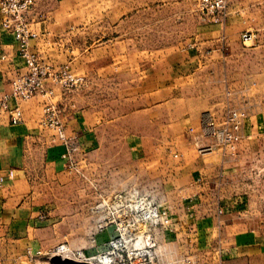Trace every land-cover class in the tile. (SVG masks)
I'll return each instance as SVG.
<instances>
[{"label": "rangeland", "instance_id": "obj_1", "mask_svg": "<svg viewBox=\"0 0 264 264\" xmlns=\"http://www.w3.org/2000/svg\"><path fill=\"white\" fill-rule=\"evenodd\" d=\"M229 4L217 20V13H209L213 1L204 0H35L28 16L38 32L33 53L80 78L55 87L56 96L67 98L63 104L49 100L67 135L76 136L77 149L64 158L65 143L42 122L35 140L16 149L24 159L13 165L12 186L45 208L28 221L0 227V264H99L93 257L103 254L111 264H130L128 252L145 231L158 237L157 264H191L185 258L196 254V264L213 263L212 236L204 243L188 241L197 229L176 230L163 208L168 224L140 226L129 206L135 195L158 206L183 196L184 172L174 153L181 155L190 139L176 125L186 112L215 113L223 102L226 116L239 109L247 113L245 124L251 113L264 121V36L247 30L256 39L246 43V31L217 36ZM217 43L225 56L218 66ZM167 100L172 102L166 106ZM70 102L77 111L88 109V120L85 114L73 119L69 106L64 110ZM166 114L175 123L167 131ZM90 122L93 142L87 147ZM254 146L252 154L260 159L254 171L262 173L264 135ZM123 235L126 242L114 249L112 242ZM61 246L67 250L59 251Z\"/></svg>", "mask_w": 264, "mask_h": 264}, {"label": "crops", "instance_id": "obj_2", "mask_svg": "<svg viewBox=\"0 0 264 264\" xmlns=\"http://www.w3.org/2000/svg\"><path fill=\"white\" fill-rule=\"evenodd\" d=\"M247 30L257 32L259 37L264 36V0H230L227 15L217 23L219 37H238ZM36 39L31 41L32 49L36 46ZM215 52L218 66L225 57L221 43H217ZM26 70V64L19 54V44L3 28L0 12V91H9L13 78ZM228 79L230 84H235L230 81V77ZM49 85L54 88L55 96L39 95L20 103L23 110L20 124L13 125L9 119L0 118V179L3 178L0 181V227H13L19 220L28 221L30 213L45 208L40 199L30 198L25 190L12 185L16 172L13 165L22 163L24 159L16 149L24 147L31 137L35 140L33 135L39 132V127H43L41 122L45 104L52 99L59 100L60 104L67 100L60 94L56 96V86L52 83ZM171 102L167 100L166 106ZM64 105V110L69 106L70 115L75 120H82L83 114L88 120L91 114L88 109L82 112L72 109L75 104L71 102ZM219 105L222 106L223 102H217L218 110L215 113L207 114L221 121L226 115ZM207 114L186 112L178 119L176 125L182 127V131L190 132V139L184 142L181 155L176 151L174 153L175 158H181L185 187L181 190L183 196L180 199L176 202L167 201L160 208L169 209L176 230L189 227L197 229V234L185 237L188 241L204 243L211 236L217 240V252L212 264H264V171H254V163H259L260 159L252 154L259 137L264 135V121L260 119V114L251 113L242 129L243 139L232 154L231 148L224 149L216 145L211 128L205 124ZM174 124L166 114L162 123L166 131L173 128ZM90 126L85 127L87 147L93 142L94 128L91 122ZM207 146L212 149L204 151L203 147ZM11 171L13 176L10 175ZM185 259L196 264L201 254Z\"/></svg>", "mask_w": 264, "mask_h": 264}, {"label": "built area", "instance_id": "obj_3", "mask_svg": "<svg viewBox=\"0 0 264 264\" xmlns=\"http://www.w3.org/2000/svg\"><path fill=\"white\" fill-rule=\"evenodd\" d=\"M210 1H213V5L209 9V13H217L218 20L226 9L228 0H204V3L206 4ZM34 5L35 0H0L2 26L13 35L19 44V54L27 67L26 72L20 73L13 78L9 91H0V118L5 117L9 119L13 125H18L23 121V110L20 103L29 101L39 95L53 96L55 94L54 88L49 83H52L54 86H72L80 80V78L71 75L65 67L55 69L41 62L35 53H33L31 41L38 37V33L28 20V16ZM242 39L246 43L255 40L256 35L250 31H246L242 34ZM247 117L246 111L234 109L229 111L227 116L221 121L207 114L205 116V124L211 128V134L215 139L216 145L224 149L231 148L233 154L235 153L234 148L242 140V129ZM42 124L54 130L56 137L65 143L67 149L63 157L67 159L71 158V152L77 149L74 146L76 136L70 137L67 135L65 127L59 118L56 103L48 102L45 104ZM211 149V146L203 147L204 151ZM13 174V171H11L10 175L13 176ZM0 181H3V178ZM134 198L135 204L129 206V210L134 212V221L138 225H145V223L165 225L169 223L166 210L162 212L160 206L153 204L151 201L147 202L139 196L135 195ZM136 237V247L132 252H128L131 259L130 264H157V247H160L155 233L145 231L144 234L137 235ZM122 242H126L124 235L120 239L114 240L112 247L119 249ZM58 250L64 251L67 248L66 246H61ZM77 254L84 260L88 259L82 252H78ZM27 255L31 260L33 259L34 254L30 248L27 250ZM101 256L109 255H96L93 259L100 263ZM121 257L123 256L121 255ZM109 259L111 260V264L112 257L109 256Z\"/></svg>", "mask_w": 264, "mask_h": 264}, {"label": "bare ground", "instance_id": "obj_4", "mask_svg": "<svg viewBox=\"0 0 264 264\" xmlns=\"http://www.w3.org/2000/svg\"><path fill=\"white\" fill-rule=\"evenodd\" d=\"M101 262L99 264H110V259H109V256H101Z\"/></svg>", "mask_w": 264, "mask_h": 264}]
</instances>
